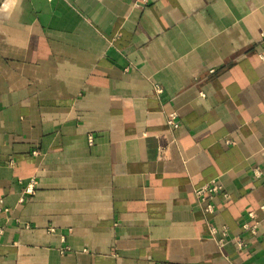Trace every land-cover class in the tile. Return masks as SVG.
I'll use <instances>...</instances> for the list:
<instances>
[{
  "label": "crops",
  "instance_id": "crops-1",
  "mask_svg": "<svg viewBox=\"0 0 264 264\" xmlns=\"http://www.w3.org/2000/svg\"><path fill=\"white\" fill-rule=\"evenodd\" d=\"M138 1L0 0V264H264V0Z\"/></svg>",
  "mask_w": 264,
  "mask_h": 264
},
{
  "label": "built area",
  "instance_id": "built-area-1",
  "mask_svg": "<svg viewBox=\"0 0 264 264\" xmlns=\"http://www.w3.org/2000/svg\"><path fill=\"white\" fill-rule=\"evenodd\" d=\"M147 2H149V0H139V1L137 2V5H140V3L144 4V3H147ZM169 123H170L171 125L176 126L175 121H174V116H172V117L169 119ZM214 189H216V188H215V187L210 188V187H208V186H204V187L198 189V190H197V193H198V194H203V193L206 192L207 190H210V191H211V190H214ZM0 233H1V232H0Z\"/></svg>",
  "mask_w": 264,
  "mask_h": 264
}]
</instances>
